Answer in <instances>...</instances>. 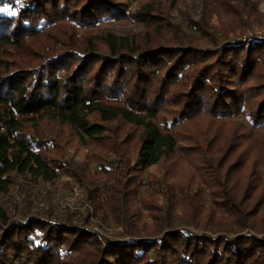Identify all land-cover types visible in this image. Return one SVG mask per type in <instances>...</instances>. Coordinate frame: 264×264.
Listing matches in <instances>:
<instances>
[{
	"label": "trees",
	"instance_id": "1",
	"mask_svg": "<svg viewBox=\"0 0 264 264\" xmlns=\"http://www.w3.org/2000/svg\"><path fill=\"white\" fill-rule=\"evenodd\" d=\"M0 9V195L15 176L52 184L70 174L67 164L50 156L58 146L54 137L42 135L43 120L65 124L79 141L118 156L110 164L120 175L127 171L119 165L121 147L138 130L136 166L142 170L179 149L177 126L202 117L244 116L255 133L264 132V38L195 48L179 42V29L150 6L130 12L117 0H0ZM105 21H134L164 44L155 39L142 46L136 39L94 34ZM185 24L214 41L203 25ZM112 122L127 125L125 137L108 127ZM201 134L203 142L189 148L197 155L204 150L197 168L216 162L215 173L204 172L210 178L201 174L203 185L221 211L242 215L243 203L232 196L238 181L230 185V179L264 163V135L252 147L235 136L218 143L215 135ZM230 159L221 176L217 167ZM140 180H116L104 198L110 210L146 185ZM88 197L99 199L90 192ZM261 219L264 231V211ZM0 264H264V238L171 229L158 238L107 239L73 224L72 216L21 223L0 208Z\"/></svg>",
	"mask_w": 264,
	"mask_h": 264
},
{
	"label": "rangeland",
	"instance_id": "2",
	"mask_svg": "<svg viewBox=\"0 0 264 264\" xmlns=\"http://www.w3.org/2000/svg\"><path fill=\"white\" fill-rule=\"evenodd\" d=\"M117 1L126 3L130 12H137L143 5L150 6L152 10L166 17L173 27L179 29L175 32V38L179 37V42L195 48H212V45L221 46L227 42L248 43L253 38H264V0ZM187 20L195 22L197 27L203 25L209 38L214 41L202 38L198 31L195 32L185 24ZM99 32L124 37L129 42L136 39L137 44L142 46H147L151 41L155 44V39L157 43L164 44L161 36L157 37L148 27L134 21H105L100 29L93 31L94 34ZM80 37L81 32H78L76 39ZM39 125L44 137H54L57 142L58 148L50 149V156L67 164V172L70 174H60L52 184L13 177V185L9 191L0 195V208L9 220L25 223L29 217H34L64 222L68 216H72L73 224L107 239L115 235H121V239L129 235L135 238H158L171 229L224 234L229 237L251 234L264 238L261 219L264 211V163L259 162L255 169L249 171L242 168L231 177L230 185L234 180L238 181L237 191L232 192V196L237 204L239 201L243 203L242 215H231L230 209L221 211L220 206L213 204L214 198L210 189L203 185L201 174L207 177L209 174L204 172L215 173L212 168L216 162L205 168H197L200 166L198 158L203 156L204 150L197 155L189 149L192 144L198 145L197 141L203 142V130L211 136L215 135L214 140L218 143L235 136L236 142H241L244 146L253 144L254 147L257 137L264 135V132L261 130L255 133L244 116L220 121L202 117L196 124L189 122L185 126H177L175 131L178 132L179 149L174 154L162 156L156 165L145 170L136 166L138 130L132 140L129 139L121 147L124 159L119 165L124 167L123 170L127 169L122 175L115 172V166L110 164L113 160H118V156L106 153L87 139L79 141L67 125L47 120ZM108 127L122 138L128 130L127 125L122 122H112ZM242 133L246 134L247 140L243 139ZM242 148L243 146L239 147L240 150ZM233 161L234 159H230L219 164L217 168H222L221 176ZM135 176L146 185L131 198L115 203L113 207H116V211L110 210L104 201L106 193L111 194L110 187H117L115 181L119 178L124 181L125 178ZM71 182L78 183L84 189V204L72 213L58 212L55 204L51 202L52 196H64L70 189ZM51 187L52 191L49 190ZM179 188L189 197L182 198ZM89 192L99 199L90 201ZM39 201L47 208H39ZM252 207L255 209L248 212Z\"/></svg>",
	"mask_w": 264,
	"mask_h": 264
},
{
	"label": "built area",
	"instance_id": "3",
	"mask_svg": "<svg viewBox=\"0 0 264 264\" xmlns=\"http://www.w3.org/2000/svg\"><path fill=\"white\" fill-rule=\"evenodd\" d=\"M52 191V187L49 188ZM85 201V191L84 189L78 184L71 182L70 189L68 192L60 197L58 195H53L51 202L55 204V208L58 212L66 213V212H75L79 209ZM39 208H47L41 201L38 203Z\"/></svg>",
	"mask_w": 264,
	"mask_h": 264
},
{
	"label": "snow or ice",
	"instance_id": "4",
	"mask_svg": "<svg viewBox=\"0 0 264 264\" xmlns=\"http://www.w3.org/2000/svg\"><path fill=\"white\" fill-rule=\"evenodd\" d=\"M0 11H4V9H0ZM13 15H14V13H13Z\"/></svg>",
	"mask_w": 264,
	"mask_h": 264
}]
</instances>
